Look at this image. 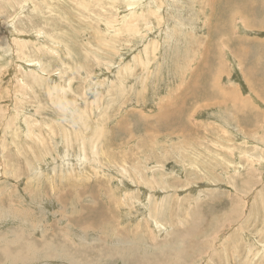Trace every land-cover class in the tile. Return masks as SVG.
<instances>
[{
  "label": "rangeland",
  "instance_id": "rangeland-1",
  "mask_svg": "<svg viewBox=\"0 0 264 264\" xmlns=\"http://www.w3.org/2000/svg\"><path fill=\"white\" fill-rule=\"evenodd\" d=\"M263 1L0 0V264H264Z\"/></svg>",
  "mask_w": 264,
  "mask_h": 264
},
{
  "label": "bare ground",
  "instance_id": "bare-ground-1",
  "mask_svg": "<svg viewBox=\"0 0 264 264\" xmlns=\"http://www.w3.org/2000/svg\"><path fill=\"white\" fill-rule=\"evenodd\" d=\"M263 2H264V1H263ZM245 4H246V3H245ZM247 6L250 8V5H249V4H248ZM244 7H245V6H244ZM249 8H248V9H249ZM248 9L245 8V10H248ZM243 11H244V10H243ZM240 12H241V11H240ZM253 13H254V12H253ZM254 15H255V14H254ZM189 116H190V115H189ZM181 126H182V125H181ZM221 129H222V128H221ZM231 144H232V143H231Z\"/></svg>",
  "mask_w": 264,
  "mask_h": 264
}]
</instances>
